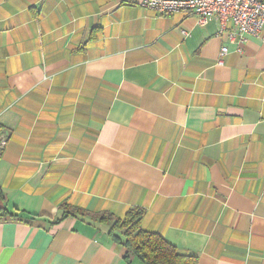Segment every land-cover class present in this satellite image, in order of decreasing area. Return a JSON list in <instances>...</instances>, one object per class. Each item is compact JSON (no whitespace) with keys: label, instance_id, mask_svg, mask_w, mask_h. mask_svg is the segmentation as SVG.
<instances>
[{"label":"crops","instance_id":"0c3cea01","mask_svg":"<svg viewBox=\"0 0 264 264\" xmlns=\"http://www.w3.org/2000/svg\"><path fill=\"white\" fill-rule=\"evenodd\" d=\"M228 52L222 54V48ZM0 264H145L70 204L199 264H264V29L139 0H0Z\"/></svg>","mask_w":264,"mask_h":264},{"label":"trees","instance_id":"16d2710c","mask_svg":"<svg viewBox=\"0 0 264 264\" xmlns=\"http://www.w3.org/2000/svg\"><path fill=\"white\" fill-rule=\"evenodd\" d=\"M2 127L0 126V134ZM6 136L0 135V143ZM62 212L55 221L59 222L68 215H88L94 221L107 226L108 234L113 240L125 248L124 257L127 260L139 259L145 264H199L198 256L194 253L181 251L168 242L161 234L146 230L142 227V218L146 209L141 206L131 207L123 217L114 213L89 212L70 204H64ZM0 212L4 216H18L7 206V196L0 184Z\"/></svg>","mask_w":264,"mask_h":264},{"label":"built area","instance_id":"2783aa9c","mask_svg":"<svg viewBox=\"0 0 264 264\" xmlns=\"http://www.w3.org/2000/svg\"><path fill=\"white\" fill-rule=\"evenodd\" d=\"M139 4L160 15L179 11L194 14L202 24L212 17L218 18L223 25L233 21L241 37L259 36L264 29V0H139ZM228 50L224 46L222 54ZM6 143L4 137L0 146L4 147Z\"/></svg>","mask_w":264,"mask_h":264}]
</instances>
